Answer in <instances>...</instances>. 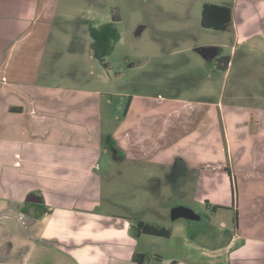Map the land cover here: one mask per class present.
<instances>
[{
    "label": "rangeland",
    "instance_id": "1",
    "mask_svg": "<svg viewBox=\"0 0 264 264\" xmlns=\"http://www.w3.org/2000/svg\"><path fill=\"white\" fill-rule=\"evenodd\" d=\"M206 3L232 0H59L56 18L43 27L44 38L37 30L22 45L33 51L7 68L8 86L17 90L43 77L44 85L55 88L43 106L72 108L69 120L62 119L76 133L74 140L87 142L83 130H90L98 144L99 155L92 159L95 179L82 201L67 205L75 220L60 223V228L70 225L68 236L58 233L57 245L43 243L46 257L40 264H65L64 259L85 264L88 256L100 260L99 253L110 250L109 237L117 235L115 220L127 222L124 234L134 237L138 253L145 255L143 264H230L226 248L235 232L243 239L264 238V36L244 41L232 29L203 28ZM115 16L121 39L103 63L94 57L90 27L113 23ZM250 19L251 33L260 31L262 22ZM41 42L39 63L34 57ZM202 47H216L218 55L207 60L197 51ZM3 114L1 140L7 137ZM88 116L94 124L85 122ZM37 117V126L42 122L45 129L50 116ZM163 123L170 130V148L187 172L175 167L178 157L171 163L146 149L147 137L164 129ZM109 137L117 143V157ZM73 189L66 191H79ZM178 206L192 209L202 220H173ZM26 207L23 201L14 214L0 215V264H18L27 251L20 253L17 243L12 250L9 241L17 231L9 219ZM141 219L171 230L172 237L142 235L136 240L132 227ZM21 228L26 234L34 230ZM118 264L136 263L122 253Z\"/></svg>",
    "mask_w": 264,
    "mask_h": 264
},
{
    "label": "crops",
    "instance_id": "2",
    "mask_svg": "<svg viewBox=\"0 0 264 264\" xmlns=\"http://www.w3.org/2000/svg\"><path fill=\"white\" fill-rule=\"evenodd\" d=\"M227 4L232 6L233 25L231 29L237 34V39L242 38L247 41L251 40L250 37L254 35L264 36V0H232V3ZM58 7L59 0H0V74L3 75L2 79L0 78V88L2 87L0 90V114L4 112L3 127L4 135L7 136L6 139L3 136L4 140L0 139L4 145L2 165H0L2 167L0 215L14 214L18 205L26 201L31 194L42 198V203L26 202L32 204L27 206L29 207L27 208L28 215L31 217L26 216L25 213H19V218L9 219V225L15 223L13 227H17V231L9 238L13 245L12 250L16 246L15 243L19 245L17 247L20 253L23 248L27 250L23 256L17 259L18 264H40V259L43 260L46 257L45 251L41 250L44 248L42 244L57 245L58 233L68 236L70 225L60 228V223L66 224L67 221L74 218V209L67 205L69 201L75 202L79 199L80 202L84 199L87 191L85 189L95 179V174L93 175L95 160L92 159L99 155L98 148L95 147L98 146V144L96 145L97 141L92 140L94 137L93 132L92 136L90 135V130L88 132L83 130V137L86 141L88 140L87 142L80 143L79 139L78 142L74 140L76 133L74 130L68 129L66 121L72 114V108L57 110L48 108L49 105L48 109L43 106V103H46L47 93L50 92V89H55L53 86L44 85L47 81H44L43 77L40 81L38 76L34 77L24 86H21L19 81L14 82L23 89L17 90L8 86L9 80L5 76L7 68L10 69L12 63L16 61V57L18 60H24L33 51L27 46L24 49L22 45H26L37 30H39V35L44 38L43 27L54 21L57 16L55 10ZM254 16L262 22L261 30L251 33L252 20L250 18ZM43 22L45 23L43 24ZM42 45L41 42L35 47V50L38 49V53L34 58L39 63L44 57V50H39ZM32 48L34 47L32 46ZM17 52H20L18 56H16ZM15 64L18 63L15 62ZM69 91L71 90L69 89ZM45 114L50 116L49 123L45 125L46 130L42 122L37 126V116L42 117ZM100 114L99 110L98 122ZM25 116L27 117L24 122L27 124L24 126L21 124V119ZM12 119L13 123H11ZM94 121L95 118L92 119L90 116L85 119L87 124L90 122L94 124ZM162 125L165 126L164 129L159 128L156 134L147 137L149 141L146 142L148 147L146 149L156 150L157 157L164 155L168 157L167 162L172 163L178 155H174L176 150L170 148L173 141L169 140V128H166L165 123ZM87 134L89 138H87ZM46 135L47 140L42 139ZM180 136L178 132L176 140L179 141ZM16 147L20 150L17 151ZM173 157L175 158L173 159ZM181 164L184 165V163ZM72 187L79 191L75 194L66 191L67 189L74 191ZM64 195L67 197L65 198ZM43 208L49 210V213L40 216ZM37 216L39 217L36 218ZM141 221L144 220L141 219ZM126 223L123 220H115L112 230L117 235L109 237L111 245H108V248L110 250H102L99 253L101 261L95 262L88 256L87 262L84 263L118 264L122 259V253L126 254L132 263H136L133 261V256L138 252V246H136L133 236L124 234ZM21 226H31L34 229L33 233L27 232L26 234ZM226 249L229 251L228 261L230 264H264V238L246 237L243 239L235 232V237H231ZM64 261L65 264H68L65 259ZM10 262L11 260L3 261L2 264H10Z\"/></svg>",
    "mask_w": 264,
    "mask_h": 264
},
{
    "label": "trees",
    "instance_id": "3",
    "mask_svg": "<svg viewBox=\"0 0 264 264\" xmlns=\"http://www.w3.org/2000/svg\"><path fill=\"white\" fill-rule=\"evenodd\" d=\"M120 21L119 17H113V23L104 24L98 28L91 26L90 33L91 37L94 40L93 43V54L98 60L104 63V58L111 54L114 50L115 45L120 41L121 35L118 28L115 26V22ZM201 25L205 29L225 32L229 31L233 25V11L232 6L230 4L220 5V4H212L206 3L202 8V16H201ZM219 51V49H218ZM221 61H224L226 64H229V58H223ZM129 106V105H128ZM128 106L126 108V112H128ZM113 152H115V157L118 156L119 148L117 146L116 141L109 137L107 141ZM184 163L182 159L178 158L175 167H178L179 164ZM184 170L187 171L185 165H182ZM32 205L26 203V206ZM38 206V205H37ZM216 209V208H215ZM22 213L28 214L27 207L22 209ZM49 213V210L43 208L41 215H45ZM37 216L36 218H38ZM202 218V217H201ZM192 222V221H191ZM135 232L136 237H140L141 235H149L153 237H166L170 238L172 235V231L153 223H149L146 221H138L136 225L132 227ZM145 258L144 254L135 253L133 256V261L136 263L143 264V259ZM158 258V256H156Z\"/></svg>",
    "mask_w": 264,
    "mask_h": 264
},
{
    "label": "water",
    "instance_id": "4",
    "mask_svg": "<svg viewBox=\"0 0 264 264\" xmlns=\"http://www.w3.org/2000/svg\"><path fill=\"white\" fill-rule=\"evenodd\" d=\"M198 53L205 59L211 60L218 55V49L216 47H202L199 48ZM26 202L28 203H42V198L38 195L31 194L27 197ZM171 217L173 220L179 218H185L189 222L191 221H200L201 215L194 212L192 209L185 206H178L172 210Z\"/></svg>",
    "mask_w": 264,
    "mask_h": 264
},
{
    "label": "flooded vegetation",
    "instance_id": "5",
    "mask_svg": "<svg viewBox=\"0 0 264 264\" xmlns=\"http://www.w3.org/2000/svg\"><path fill=\"white\" fill-rule=\"evenodd\" d=\"M179 168L181 167L183 170H184V168H183V166H182V164H179V166H178ZM201 220H202V218H201ZM200 220V221H201Z\"/></svg>",
    "mask_w": 264,
    "mask_h": 264
}]
</instances>
